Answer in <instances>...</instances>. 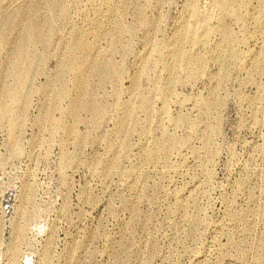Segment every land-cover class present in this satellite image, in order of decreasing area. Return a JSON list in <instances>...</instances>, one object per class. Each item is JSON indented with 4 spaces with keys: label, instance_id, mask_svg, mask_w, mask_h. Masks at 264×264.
I'll return each mask as SVG.
<instances>
[{
    "label": "rangeland",
    "instance_id": "obj_1",
    "mask_svg": "<svg viewBox=\"0 0 264 264\" xmlns=\"http://www.w3.org/2000/svg\"><path fill=\"white\" fill-rule=\"evenodd\" d=\"M242 1L0 0V264H258L264 0Z\"/></svg>",
    "mask_w": 264,
    "mask_h": 264
},
{
    "label": "bare ground",
    "instance_id": "obj_2",
    "mask_svg": "<svg viewBox=\"0 0 264 264\" xmlns=\"http://www.w3.org/2000/svg\"><path fill=\"white\" fill-rule=\"evenodd\" d=\"M242 2H243L242 0H217L216 4L214 3V5H213L212 14H215L216 16L218 14V17H219V14L222 13L220 15V17L222 15H228L232 19L239 20L242 17L241 10H240ZM222 17H224V16H222ZM10 21H11V19L10 20L8 19L6 21V24L11 25L12 23ZM254 21H255L254 23H255V27H256V32L259 33V35L261 34V37H263L262 39L264 41V2H263V14L260 17L254 19ZM221 23H223V22H221ZM36 24L37 23L27 24L26 33L20 39L19 45L21 48H19L13 54L15 61L20 60V52L19 51L21 49H25V48H27V45L36 44L42 40L40 32L35 30ZM222 27H225V26H222ZM226 27H228V26H226ZM204 30H205L204 34H209L211 32V28H209V27L205 28ZM222 44H223V46L228 48L229 55H231V60L233 59V57L237 56V54H236L237 47L234 44L233 33L229 36V38L227 37V41H223ZM26 50L28 52L32 51L30 49H26ZM261 52L264 53V45L262 47ZM68 56L70 59L74 58V53L72 50L69 52ZM29 61L31 62L32 58L29 59ZM256 63L257 62L254 61V67L255 68H256ZM16 69H18L20 71L25 70L24 68L20 67L19 65L16 66ZM257 72L259 74L262 73L264 75V70L260 71L258 68ZM18 74H22V73L19 72ZM259 87L261 88L262 92H264V83H262ZM77 103L81 104V106H83L85 108H89V109L92 108L93 110L97 109L96 105L89 104L86 101H83L82 96H80V95L77 98ZM258 264H264V248H263L262 256L259 257V259H258Z\"/></svg>",
    "mask_w": 264,
    "mask_h": 264
}]
</instances>
